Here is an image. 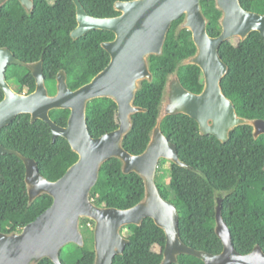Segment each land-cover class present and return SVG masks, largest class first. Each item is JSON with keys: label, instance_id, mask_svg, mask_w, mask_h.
<instances>
[{"label": "trees", "instance_id": "obj_1", "mask_svg": "<svg viewBox=\"0 0 264 264\" xmlns=\"http://www.w3.org/2000/svg\"><path fill=\"white\" fill-rule=\"evenodd\" d=\"M87 12L95 17L109 18L120 14L116 1L80 0ZM247 10L264 13V0H240ZM209 19L208 32L219 36L221 11L215 0H202ZM184 16L175 20L167 34L163 53L151 56L153 81H143L135 103L147 111L133 115V127L124 138V147L132 154L144 152L160 113L164 88L171 73L178 71L183 85L200 93L204 76L195 64L182 61L196 52L192 32L178 27ZM76 5L73 0H34V9L27 13L19 0H9L0 7V46L9 47L25 62L39 61L47 87L56 93V77L61 69L68 75V84L77 89L90 82L110 63V53L102 46L116 35L110 30L94 29L73 39L77 27ZM220 55L228 65L222 80L225 95L235 104L241 117L264 120V38L253 31L245 40L238 37L224 41ZM6 77L18 92L36 88L32 72L21 65L10 64ZM4 92L0 88V102ZM69 109H54L52 119L66 126ZM87 123L91 135L98 138L119 127L118 105L109 97L96 98L87 107ZM161 128L177 145L179 157L193 169L162 159L157 172V184L162 195L178 208L182 240L189 246L219 254L223 243L215 231L216 192H227L222 213L232 232L237 250L251 252L258 244L264 250V134L255 138L251 125H239L227 142L212 134L202 135L198 122L184 113L166 116ZM1 143L37 161L43 176L51 181L60 179L77 162L79 155L68 140L58 136L52 141L48 123L22 113L0 132ZM163 176V177H162ZM145 195V183L136 172L125 174L117 158L107 160L91 197L102 207L128 209ZM53 203L48 194L29 204L26 167L13 153L0 155V230H22L36 220ZM85 245L70 243L60 254L63 264H94V226L89 218L82 221ZM130 239L124 253L116 255L113 264H160L166 244L165 231L151 217L141 225L129 224L122 229ZM38 264H54L50 258ZM205 264L196 256L181 254L178 263Z\"/></svg>", "mask_w": 264, "mask_h": 264}, {"label": "water", "instance_id": "obj_2", "mask_svg": "<svg viewBox=\"0 0 264 264\" xmlns=\"http://www.w3.org/2000/svg\"><path fill=\"white\" fill-rule=\"evenodd\" d=\"M9 0H0V7ZM27 13L34 9V0H19ZM76 5L77 27L71 32L77 39L87 32L110 30L116 35L102 46L110 53L108 66L90 82L72 89L68 75L61 69L56 77L57 90L51 94L45 79L43 57L39 61L25 62L15 56L7 46H0V88L4 99L0 102V132L22 114L31 115L32 122L41 119L52 129V141L65 137L79 155L67 172L58 180L43 176L35 159L5 147L0 141V155L13 153L26 167V184L29 204L37 197L48 194L52 205L22 230H0V264H38L50 258L54 264H63L62 249L70 243L85 245L82 221H94V264H113L130 239L122 229L129 224L141 225L151 217L166 234L163 259L160 264L178 263L181 254L196 256L205 264H264V250L260 245L243 254L233 243L232 232L222 213L223 198L227 192H216L215 231L223 243L219 254L209 253L187 245L181 238L180 215L176 204L165 198L157 184V172L162 159L181 167L193 169L179 157L177 145L171 142L161 128L163 119L172 114L184 113L194 118L202 135L212 134L227 142L230 133L239 125H251L255 138L264 134L263 119L241 117L233 101L222 89V80L228 65L220 55L221 44L230 38L245 40L258 31L264 38V13L245 9L240 0H215L221 11L219 36L208 32L209 19L202 8V0H130L116 1L115 17L102 18L90 15L80 0ZM184 16L178 32H192L196 52L184 59L182 65L195 64L201 68L204 86L200 93L187 89L178 71L171 73L164 88L160 113L144 152L135 155L124 147V138L133 127V115L147 111L135 103L143 81H153L151 56L163 53L167 34L173 22ZM10 64L28 68L35 80L32 92H18L9 83L6 72ZM109 97L118 105L119 127L98 138L91 135L87 123L90 101ZM54 109H69L66 126L57 124L51 117ZM122 163L125 174L136 172L145 183V195L128 209L102 207L91 197L100 178L103 164L110 158Z\"/></svg>", "mask_w": 264, "mask_h": 264}, {"label": "flooded vegetation", "instance_id": "obj_3", "mask_svg": "<svg viewBox=\"0 0 264 264\" xmlns=\"http://www.w3.org/2000/svg\"><path fill=\"white\" fill-rule=\"evenodd\" d=\"M9 67V66H8ZM24 92L26 93V92H29L27 89L26 90H24Z\"/></svg>", "mask_w": 264, "mask_h": 264}, {"label": "rangeland", "instance_id": "obj_4", "mask_svg": "<svg viewBox=\"0 0 264 264\" xmlns=\"http://www.w3.org/2000/svg\"><path fill=\"white\" fill-rule=\"evenodd\" d=\"M163 177V176H162Z\"/></svg>", "mask_w": 264, "mask_h": 264}]
</instances>
